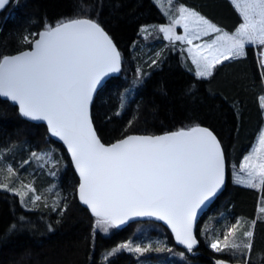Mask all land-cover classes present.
<instances>
[{
	"label": "trees",
	"instance_id": "obj_1",
	"mask_svg": "<svg viewBox=\"0 0 264 264\" xmlns=\"http://www.w3.org/2000/svg\"><path fill=\"white\" fill-rule=\"evenodd\" d=\"M180 1L224 25L236 20L227 0ZM77 17L98 22L121 56L119 74L104 82L92 102L101 140L202 124L222 145L228 178L197 222L194 250L176 245L168 228L153 220L121 228L110 222L104 233L97 224L104 218L78 201V177L63 146L49 137L43 123L25 119L0 97V177L9 184L18 177L28 180L41 197L25 208L19 194L0 189V264H264V209L256 212L258 202L264 205V181L253 187L231 179L232 166L240 163L264 123V65H258L253 46L245 45L243 56L222 58L208 76H198L178 41L170 42L158 29L143 38L144 26L167 21L155 0H8L0 8V59L30 47L40 30ZM148 46L158 53L145 62ZM51 146L53 175L38 169L32 153ZM7 163L14 168L11 173ZM234 218L245 231L244 239H236L241 246L213 250L211 238ZM123 244L148 250L129 251Z\"/></svg>",
	"mask_w": 264,
	"mask_h": 264
},
{
	"label": "snow or ice",
	"instance_id": "obj_2",
	"mask_svg": "<svg viewBox=\"0 0 264 264\" xmlns=\"http://www.w3.org/2000/svg\"><path fill=\"white\" fill-rule=\"evenodd\" d=\"M7 2L0 0V8ZM248 8L255 18L245 12V23L236 37H223L224 46L235 56L245 54V39L264 45V0H252ZM190 15L217 31L198 14ZM39 35L35 51L0 59V96L17 102L21 115L46 120L50 131L66 141L82 177L80 198L97 217H104L98 225L122 223L113 215L129 207L140 209L134 215L161 214L177 239L191 250L197 241L190 234L189 219L222 182L223 159L215 137L197 127L166 136L128 137L105 147L91 128L87 104L100 78L119 70V53L91 19L60 22ZM211 68L205 63L197 75L208 76ZM259 175L264 181V171ZM246 183L254 186L251 180ZM146 208L151 211H144ZM120 247L148 250L133 249L129 244ZM212 248L217 249L218 244Z\"/></svg>",
	"mask_w": 264,
	"mask_h": 264
},
{
	"label": "rangeland",
	"instance_id": "obj_3",
	"mask_svg": "<svg viewBox=\"0 0 264 264\" xmlns=\"http://www.w3.org/2000/svg\"><path fill=\"white\" fill-rule=\"evenodd\" d=\"M251 3L252 0H250L249 4ZM248 14L252 18H255L252 10L249 8H248ZM173 22L175 26L176 24L177 25L179 24L176 20ZM195 22L199 23V29L197 30L194 29ZM163 29H165V31L162 34L167 40H169L170 42L179 40L181 45L184 44L182 46L183 47L185 46L184 47V49L186 50L185 53L189 55V58L191 59V63L195 65L194 69L196 74L198 73V71L201 70V67L205 63L211 64L213 68L214 64L217 63V61H220L222 58L236 57L226 49V47L224 46V40H220L219 42V37H224V36L223 35L211 36L210 34H207L208 31H210V29H208L207 25L203 24L198 18H193L192 21H189L185 27H180L179 32H176L175 28L174 27L172 28L171 26L170 27L166 26V28L164 27ZM150 32H152V30L147 29V26H144L142 28L143 38L148 39L149 38L148 34ZM177 36H179L180 39H176ZM230 37H236V35H230ZM245 45L253 46L256 61L259 66H263L262 53L264 52V45H261L258 41L253 43L246 39H245ZM150 50H151L150 46L146 47V49L144 50L143 59L145 62L147 60H150V58L153 59L155 55H157L158 53L157 50L154 52H151ZM131 90H133V88ZM131 90L129 92H131ZM260 104L263 108V113H264L263 95H261L260 97ZM52 149L53 147L51 146L47 150H38V151L33 150L32 153L36 154V156H34L35 158L34 161L37 163L36 165L38 166V169L48 170V172L53 175L55 170L54 167L56 166L55 165L56 158L51 153ZM11 166L12 165H10V163L6 164L7 169L11 168L12 170H14V168H12ZM262 171H264V123L261 126L254 142L249 147V149L244 153L240 163L232 166L231 179L236 183L247 186L250 185L246 182L251 180V183L254 185L253 187H259L261 186L262 183L259 173ZM249 173H252V176H250ZM3 176L0 177V185H6V187L0 186V189H9L10 191L19 194L20 201L25 208H29L28 206H35L37 200L36 197L37 196L40 197V195L37 193L31 182H29L28 180H24L21 177H18L16 179V182L9 184L10 182L7 183L2 180L5 179ZM256 209H257L256 212L258 210H263L264 205L261 206L259 204L256 207ZM235 223L236 222L229 221L226 222L223 226L220 225L215 236L211 238L209 242V246L212 248V244L214 243L218 244V248L222 244H224L223 248H227V247L237 248L241 246L240 244H238L236 239L237 238L244 239L245 231L241 227L240 223L237 224ZM100 225L105 230L103 231L104 233H107L106 231H109L110 222ZM246 233L249 232L247 231ZM248 237L250 239L251 236L248 235ZM155 244H158V242H156ZM223 264H229V263L224 262ZM239 264H241V262H239Z\"/></svg>",
	"mask_w": 264,
	"mask_h": 264
},
{
	"label": "water",
	"instance_id": "obj_4",
	"mask_svg": "<svg viewBox=\"0 0 264 264\" xmlns=\"http://www.w3.org/2000/svg\"><path fill=\"white\" fill-rule=\"evenodd\" d=\"M75 19H91V18H87V17H77V18H72V19H68V20H64L62 22H67V21H71V20H75ZM93 20V19H91ZM95 21V20H93ZM96 22V21H95ZM97 24H99L98 22H96ZM58 24V23H57ZM57 24L51 26V27H56ZM99 26L102 28V30L104 31V33L107 35V37L111 40L112 42V46L115 48L116 52L119 53V57H120V63H119V70L118 71H115V72H107L104 76H102L100 78V81L97 83L95 89L92 91V94H91V99L89 100L88 104H87V117H88V120L90 121V124H91V128L92 130L95 132L96 134V137L97 139H99L100 143H102L105 147H110L111 145L113 144H116L118 143L119 141H122V140H125L127 139L128 137H159V136H166V135H169L171 133H176V132H180V131H184V132H188L189 130H191L192 128H201V129H207L209 132H211V134L215 137V140H216V143L219 145V154L220 156L222 157L223 159V177H222V182L220 184V187L217 189V191L215 192V194L210 197L209 199H207L206 201H204V203L198 208L196 209V215L195 217L193 218H190L189 219V222H188V226H189V231H190V234L191 236L197 241V243L195 245H193L192 249L191 250H194L198 243H199V240H198V237H197V234H196V226H197V222L199 220V218L201 217V215L204 213V211L210 206V204L214 201V199H216V197L223 191L224 187H225V184H226V181H227V178H228V170H227V162H226V159H225V156H224V152H223V148H222V145L218 139V137L216 136V134L207 126L205 125H202V124H196V125H193L189 128H180V129H177V130H170V131H165V132H161V133H156V134H144V133H130V134H126L124 135L123 137L119 138V139H116L112 142H109V143H104L100 136L98 135L97 133V130L95 128V125H94V122L92 120V115H91V107H92V102H93V99L96 95V92L98 91V89L104 84V82L110 77V76H115L117 74H119L120 72V69H121V56H120V52H119V49L117 47V45L115 44L114 40L112 39V37L110 36V34L99 24ZM46 30L45 29H42L40 30L36 37L32 40L31 42V45L30 47L28 48H25V49H22V50H19L17 52H14V53H11V54H6L4 55L3 57L5 56H19L21 53H25V52H32V51H35L36 49V44L35 42L37 40L40 39V33L41 32H44ZM2 57V58H3ZM1 58V59H2ZM1 98L5 99V100H8L9 102H11L12 104L16 105L17 108H18V111L19 113L21 114L20 112V106L17 102H13L11 99L7 98V97H4V96H0ZM22 117H24L25 119L27 120H30V121H33V122H38V123H43L46 128H47V133L48 135L56 142L60 143L63 148L65 149L67 155L69 156V159L71 161V164H72V167L78 177V185H77V188H76V194H77V198H78V201L80 202V204L82 206H84L92 215L96 216L95 213L93 212L92 208L90 207L89 204H86L84 202H82L81 198H80V184L82 183V177L80 175V172L79 170L77 169L76 167V163H75V160L73 158V155H72V151L71 149L69 148L68 144L66 143V141L60 137V136H57L55 134H53L51 131H50V127H49V124L46 120H34V119H30V118H27L23 115H21ZM140 209H137V208H134V207H129V208H124V209H120L118 210L117 212L114 213L113 215V218L114 219H119L122 221V223H118V224H114L117 228H121V227H124L126 226L127 224H129L130 222H133V221H141V220H153V221H156V222H160L162 223L164 226H166L168 228V230L170 231L172 237H173V241L175 242L176 245L180 246V247H183L185 249H188L187 246L183 243H181L178 239H177V234L176 232L173 230V227L171 224L168 223V219L167 218H164V219H161L160 218V215L161 214H158V215H134L133 213L136 212V211H139ZM144 211H151V209H143ZM127 217V218H125ZM104 218V217H102Z\"/></svg>",
	"mask_w": 264,
	"mask_h": 264
},
{
	"label": "crops",
	"instance_id": "obj_5",
	"mask_svg": "<svg viewBox=\"0 0 264 264\" xmlns=\"http://www.w3.org/2000/svg\"><path fill=\"white\" fill-rule=\"evenodd\" d=\"M158 6L161 8V10L164 12V14L167 17V21L161 24L156 25H150L147 26V29L151 30H160L162 28L167 27H174L176 32L180 31V27H185L189 21H192L193 18H197V16L190 15V13H196L199 17H203L204 20L208 21L209 24L215 26L217 31H208L207 34H210L211 36L216 35H223V36H230V35H237L238 30L240 29V26L245 23V12H248V5L250 3V0H227L230 4L231 9L235 12L236 20L230 24V25H224L222 22L208 16L206 13H204L198 6H195L191 3H187L184 1H177V0H155ZM181 9H184L185 11L181 12ZM177 21L179 24L176 26L173 24V21ZM173 24V25H172ZM195 30L199 29V23L195 22ZM164 33V31H161V34ZM163 35V34H162ZM218 40V39H216ZM220 40H223V37H219ZM178 44L181 45L179 40ZM184 45V44H182ZM185 47V46H184ZM189 58V55H188ZM190 59V58H189ZM191 61V59H190ZM193 64V63H192ZM195 67V65L193 64ZM195 70V69H194Z\"/></svg>",
	"mask_w": 264,
	"mask_h": 264
},
{
	"label": "flooded vegetation",
	"instance_id": "obj_6",
	"mask_svg": "<svg viewBox=\"0 0 264 264\" xmlns=\"http://www.w3.org/2000/svg\"><path fill=\"white\" fill-rule=\"evenodd\" d=\"M258 205H259V202L257 203V206ZM208 208H210V207H208ZM208 208L204 211V213L208 210ZM229 221L236 222L235 224L239 223V219L238 218H234L233 220H229ZM223 247H224V244L220 245L219 248H217V249H214V248H212V249L215 250V251H218V250H221ZM215 262L218 263V264H220V263L223 264L224 263L223 261H215ZM238 264H239V262H238Z\"/></svg>",
	"mask_w": 264,
	"mask_h": 264
},
{
	"label": "bare ground",
	"instance_id": "obj_7",
	"mask_svg": "<svg viewBox=\"0 0 264 264\" xmlns=\"http://www.w3.org/2000/svg\"><path fill=\"white\" fill-rule=\"evenodd\" d=\"M262 64L264 65V52L262 53ZM215 200V199H214Z\"/></svg>",
	"mask_w": 264,
	"mask_h": 264
}]
</instances>
